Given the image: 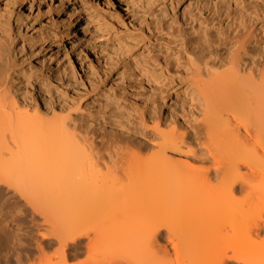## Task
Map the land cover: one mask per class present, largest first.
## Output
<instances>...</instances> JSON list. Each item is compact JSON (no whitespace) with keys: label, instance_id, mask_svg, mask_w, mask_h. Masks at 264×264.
Masks as SVG:
<instances>
[{"label":"bare ground","instance_id":"1","mask_svg":"<svg viewBox=\"0 0 264 264\" xmlns=\"http://www.w3.org/2000/svg\"><path fill=\"white\" fill-rule=\"evenodd\" d=\"M140 2L126 0V7L135 9ZM8 25L11 28L13 24L9 22ZM224 25L229 26L228 23ZM240 35L235 49L216 62L189 57L192 85L204 99L207 129L219 131L214 150L191 147L186 154L191 161L212 160L216 167L206 169L167 156L169 151L184 154L182 147L187 136L184 131L180 133L177 126L168 132L161 130L160 120L154 130L148 131L150 137L142 138L144 142L139 140L136 151L126 147L128 163L117 167L111 150L118 142L101 149L103 154L100 152L95 146V132L76 117L81 100H56L48 86L49 72L46 75L45 72H33L31 68L27 73L30 78L21 80L13 62L7 59L0 69V186L27 192L26 201L39 210L47 204L49 197L45 193L52 184L59 191L63 187L70 188L71 193L65 191L66 194L59 195L61 202L86 201L97 208L92 211L93 216H97V221L92 224L86 219L89 211L82 215L89 223L83 217V222L59 224L46 218L49 222L43 226L47 233L41 232L42 238L49 243L55 239L60 246L59 260L53 264H65L83 249L96 256L93 249L97 252L98 246L107 240L111 246L103 256L104 260L101 259L106 264H264L262 252L249 257L251 246L247 242V237L257 236L264 230V203L260 204L261 192H264L261 185L264 181V45L260 52L253 53V49L264 42V29L248 27ZM7 36L10 39L11 34ZM226 64L229 67L220 70ZM155 118L161 119L160 115ZM155 139L161 141L156 143ZM152 146L158 150L145 158L140 156L139 151ZM101 167L107 168L106 173ZM116 169L117 180L113 179ZM84 170L88 171L84 173L86 180L82 176ZM86 173L102 177L98 180L103 186L99 188L97 184V191L91 192L97 176L89 182ZM108 175H112V179H108ZM212 176L220 177L217 187L212 183ZM257 178L262 181L259 183ZM82 181H87V185ZM258 186H262L261 189ZM254 188L259 190L258 193ZM35 191L42 194L38 192L37 195ZM238 192L244 193V197L239 198ZM119 198H123L122 202L126 199L124 205L128 207L125 206V211L127 216L131 214L128 217L124 214L114 229L105 230L100 224L103 230H99L98 224L105 219L108 223V218L114 215L110 207L120 205ZM255 202H259L258 206ZM181 203L184 207L181 215L173 217L170 224L166 222L164 215ZM25 205L24 208H28ZM202 214H213V217L200 228H190L189 224ZM84 223L87 224L83 227ZM90 230H94V236L85 244L82 238L91 235ZM164 230L167 242L175 250L173 256L168 244L159 243ZM48 231L53 234V240L48 238ZM6 232L7 228L1 222L0 235ZM125 244L129 246L125 248ZM37 245L38 248L41 246ZM41 249L43 251V247ZM263 249L259 248V251Z\"/></svg>","mask_w":264,"mask_h":264},{"label":"rangeland","instance_id":"2","mask_svg":"<svg viewBox=\"0 0 264 264\" xmlns=\"http://www.w3.org/2000/svg\"><path fill=\"white\" fill-rule=\"evenodd\" d=\"M9 22L13 24L11 28H8ZM110 23L118 27H112ZM226 23L229 26L225 27ZM253 26L256 30L264 29V0H141L131 10L126 7V0H0V39L3 40L0 42V69L9 58L21 80L30 78L28 71L31 68L33 72H45L46 75L50 73L47 75L48 86L56 100H81V109L77 111L76 117L95 132V146H98L100 152L113 142H118L116 146L113 144L115 147L111 150L117 167L128 163L126 147L136 151L135 146L140 144L139 140L150 137L148 131L154 130L155 124L160 120L161 130L168 132L177 126L180 133L184 131L187 136L182 147L184 154L181 151H169L167 156L173 160H186L196 168L206 169L216 167L212 160L191 161L186 154L191 147L205 151L210 147L214 150L219 131L210 132L207 129L204 99L192 85L189 57L216 62L235 49L243 30ZM8 33L11 34L10 39ZM263 45L264 42L259 48L253 49V53L260 52ZM228 67L229 64H226L220 70ZM157 115L161 119H156ZM155 141L157 143L161 140ZM157 150L158 147L152 146L138 151L145 158ZM107 160L109 162L108 158ZM84 161L86 162L85 159ZM84 167L85 165L82 168ZM101 168L106 173L107 168ZM85 171L82 172L83 177ZM115 172L114 177L117 176V169ZM119 173L122 174L121 171ZM112 175H108V179H112ZM94 176L97 175L89 174L87 181L96 178ZM101 178L97 176L94 179L96 183L92 180L94 184H90L94 189L91 188V192H95L97 184L99 188L103 186L98 180ZM257 179H260L259 183L262 181L261 178ZM87 181L82 182L87 185ZM219 181V176H212V183L216 187ZM262 184L264 186V181ZM58 189L52 184L49 192H44L49 198L41 211L26 201L27 192L0 186V223L8 231L0 235V264H53L58 261L57 251L60 246L53 234L48 231V238L54 239L50 243L42 238L41 232L47 233L44 226L49 222L48 219L55 224L83 222L85 216L82 215L89 211L87 215L90 218L86 219L90 224L97 221V216L92 214L97 209H94L95 205L93 207L92 203L86 201L74 204L65 203L66 200L61 202L62 199L58 200L59 195L63 196L65 191L67 194L71 193V190L65 187L61 191ZM86 190L87 188L84 189ZM254 191L258 193L259 190ZM38 192L35 191L36 194ZM261 193L262 196L259 192L262 206L264 192ZM243 194L238 192L237 196L242 198ZM122 199L120 205L113 204L110 207V212L114 215L108 218V223L106 219L101 222L99 220V224L97 222L100 227H104L98 228L99 230L114 229L123 220L120 218L124 214V217L127 216L125 209L128 206L124 205L126 199L124 202ZM255 203L258 206L259 202ZM24 205L28 208H24ZM179 205L181 206L174 207L164 215L163 219L169 224L173 217L181 215V208L184 207L182 203ZM212 217L213 214H202L189 227L193 230L195 227L200 228ZM91 230L90 234H93L94 230ZM163 232L164 237L159 238V243L168 244L173 256L175 250L167 242L166 230ZM92 234L82 238L85 244L89 237L94 236ZM253 235L247 237V242L251 244L248 245L251 246L249 257L255 253L258 255L259 252L264 256V249L259 251V248H264V230L257 236ZM107 241L98 246L97 252V249H93L96 256L83 249L81 254L64 263L106 264L101 259L104 260L103 256L107 255L111 246V242ZM37 242L41 244L39 248L43 247V251H39ZM127 245L125 248L129 246ZM101 250L106 253L102 251L103 255H100ZM192 252L196 254L195 250Z\"/></svg>","mask_w":264,"mask_h":264}]
</instances>
